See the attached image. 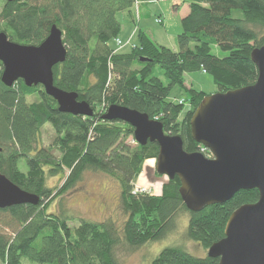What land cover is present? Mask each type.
I'll use <instances>...</instances> for the list:
<instances>
[{
	"label": "trees",
	"instance_id": "1",
	"mask_svg": "<svg viewBox=\"0 0 264 264\" xmlns=\"http://www.w3.org/2000/svg\"><path fill=\"white\" fill-rule=\"evenodd\" d=\"M136 2L20 0L6 1L1 9L0 31L10 41L39 45L53 24L63 32L66 59L52 68L53 84L75 92L94 113L86 117L60 112L42 86L27 87L19 79L7 87L0 77V173L40 197L37 205L0 208V264H21L22 259L34 264H120V249L135 251L142 244L160 240L175 229L181 211L188 213L189 221L184 236L208 248L224 236L228 217L236 207L257 201V189L245 190L224 204L190 211L179 196L178 178L169 181L174 190L166 189L158 198L142 195L134 200L133 179L148 149L156 148V156L159 148L149 141L143 146L131 145L133 128L124 121L103 119V113L96 112V103L106 98L109 106L115 103L145 112L161 122L166 134L180 135L186 151H198L201 145L191 137L189 119L205 93L189 88L190 106L180 117L181 106L169 100L171 90L184 84L186 71L196 69L208 72L220 91L254 83L257 67L249 55L253 48L264 45V0H184L188 12L180 21L177 49L159 45L140 29L130 51L116 52L109 44L121 31L116 14L124 10L132 14ZM237 9L243 18L231 16V10ZM213 46L225 55L212 54ZM142 58L146 60L140 61ZM156 65L167 83L154 74ZM2 70L0 63V75ZM35 93L39 98L28 102L26 96ZM47 123L55 137L52 146L45 148L40 129ZM20 160L26 164L25 174L19 171ZM64 168L71 173L61 187H49L47 177L63 174ZM85 170L104 171L119 182L127 215L121 224L111 218L94 222L79 217L72 230L68 226L72 216L64 209L43 213V204L72 190ZM127 197L153 204L149 223L139 208L142 202L129 206ZM217 262L218 258L193 256L180 246L162 248L152 260V264Z\"/></svg>",
	"mask_w": 264,
	"mask_h": 264
},
{
	"label": "water",
	"instance_id": "2",
	"mask_svg": "<svg viewBox=\"0 0 264 264\" xmlns=\"http://www.w3.org/2000/svg\"><path fill=\"white\" fill-rule=\"evenodd\" d=\"M66 53L63 32L55 24L39 45L10 41L0 31L1 82L7 87L19 79L27 87L40 85L60 112L90 117L92 106L53 84L52 68L65 61ZM249 56L257 67L255 82L205 95L189 119L192 139L211 157L186 151L180 135L165 134L161 122L145 112L111 103L101 115L129 124L139 145L157 144L156 173L179 179V196L190 211L224 204L239 191L257 189V201L236 207L224 236L208 247L207 256L218 258V264H264V45L253 48ZM39 201L38 195L0 173V208Z\"/></svg>",
	"mask_w": 264,
	"mask_h": 264
},
{
	"label": "rangeland",
	"instance_id": "3",
	"mask_svg": "<svg viewBox=\"0 0 264 264\" xmlns=\"http://www.w3.org/2000/svg\"><path fill=\"white\" fill-rule=\"evenodd\" d=\"M175 0H161L150 2L146 4L145 2H137L134 4L135 9L133 11V17L127 11H118L116 18L119 19L121 23V31L119 36L110 40L109 44L114 47L116 52H128L130 47L135 43L137 31L143 28L148 34L159 45H165L168 48L172 46L177 49L176 45V35L182 30L180 21L187 12V3L184 0L174 3ZM6 0H0V11L3 8ZM144 4V5H143ZM140 5L143 7L140 9ZM140 14L142 17L147 18L145 22H141L139 28ZM146 14V15H144ZM231 16L234 18H243V13L239 9L231 10ZM133 30V33L129 38L125 39L126 36ZM153 32V34L151 33ZM151 33V34H150ZM174 40V41H173ZM174 42V43H173ZM173 49V48H172ZM212 54L215 56L222 57L225 54L219 50V48L213 46L211 50ZM136 68H139L136 65ZM154 74L160 78L163 83H167L165 76L163 75V70L159 68L158 65L154 68ZM109 78V77H108ZM184 84L175 85L172 88L169 100L177 102L180 107V117H184V112L190 106L189 98L190 93L189 88L194 90H200L205 93V95L213 94L218 92V88L215 85L212 76L203 70L196 69L195 71H186L183 75ZM39 97L35 95L26 96L28 102L35 101ZM109 105H107L106 98L102 99L99 103H96V112L99 114L104 113ZM182 127V126H179ZM40 132L41 145L45 148L51 147L53 139L55 137V132L51 128L50 124L44 125ZM166 134V133H165ZM131 145H135L136 140L129 139ZM138 144V143H137ZM201 147V146H200ZM159 148V147H158ZM198 151H201L200 148ZM206 156L211 157L209 151H203ZM56 156L59 153L54 150L53 152ZM156 148L152 147L148 149L146 158L142 161L140 165V172L136 175L132 182L133 188H143L146 191L149 190L148 194H137L133 195L134 200L137 198L141 199L140 196H151L158 198L161 194L167 191H172L173 186L169 182L166 175L157 174L155 170V164L157 160ZM149 161H154V163H149ZM19 171L23 174L27 172L26 164L23 160L18 162ZM82 178L77 182L76 186L72 190L67 191L61 197H55L46 201L41 209L43 213H55L62 209L66 211L67 215L72 216L68 221V226L72 230L77 227L78 218L85 217L91 221H103L107 218H111L116 221V223L121 224L127 215L123 211L124 203L121 201L120 185L116 178L110 176L106 172L102 171H83ZM69 168H64V173L56 176H49L46 179V184L50 187L60 188L64 181L70 174ZM176 177H174L175 179ZM131 189V190H132ZM132 200L131 197L126 198L127 204L129 206H134L135 203H140L139 208L142 209V213L146 216L148 223L152 220V203L146 205L145 202H137ZM139 205V204H138ZM140 213H138L135 218H138ZM176 227L171 230L166 236L157 241H150L148 243L142 244L135 251H129L120 249L118 256L120 257V264H152V260L157 256L162 248L180 246L184 247L189 254L203 257L205 256L208 248L200 245L196 241L189 240L184 236L183 231L188 225V213L181 211L176 217ZM21 264H34L28 260L22 259Z\"/></svg>",
	"mask_w": 264,
	"mask_h": 264
},
{
	"label": "crops",
	"instance_id": "4",
	"mask_svg": "<svg viewBox=\"0 0 264 264\" xmlns=\"http://www.w3.org/2000/svg\"><path fill=\"white\" fill-rule=\"evenodd\" d=\"M144 2L145 0H138V2ZM177 2H180V0H175L174 2H173V4L174 3H177ZM148 4V3H147ZM144 5V4H143ZM143 5H140V9L139 10H141V8L143 7ZM135 6V5H134ZM133 6V9H132V11H134V9H135V7ZM187 12H188V4H187ZM186 12V13H187ZM130 15V18H132L133 17V14H129ZM144 15H146V14H144ZM147 18H143L142 17V15L140 14V21H139V28H141L140 27V24H141V22H145V20H146ZM143 31H145L143 28H141ZM146 32V31H145ZM133 33V30L131 31V32H129V34L126 36V38L125 39H127V38H129L130 37V35ZM147 33V32H146ZM152 34H153V32H151ZM150 33V34H151ZM148 34V33H147ZM148 36H149V34H148ZM174 41V40H173ZM174 43V42H173ZM172 48L173 49H175L173 46H172Z\"/></svg>",
	"mask_w": 264,
	"mask_h": 264
},
{
	"label": "built area",
	"instance_id": "5",
	"mask_svg": "<svg viewBox=\"0 0 264 264\" xmlns=\"http://www.w3.org/2000/svg\"><path fill=\"white\" fill-rule=\"evenodd\" d=\"M158 1H161V0H158ZM200 150H201V152L202 153H204L203 151H208L205 147H203L202 145H201V147H200ZM136 189V191L134 192L133 191V189L131 190L132 191V194L133 195H137V194H141V193H143V194H148L149 193V190L148 191H146L145 189H143V188H135Z\"/></svg>",
	"mask_w": 264,
	"mask_h": 264
},
{
	"label": "clouds",
	"instance_id": "6",
	"mask_svg": "<svg viewBox=\"0 0 264 264\" xmlns=\"http://www.w3.org/2000/svg\"><path fill=\"white\" fill-rule=\"evenodd\" d=\"M149 163H154V161H149ZM133 191L135 192V191H136V189L134 188V189H133Z\"/></svg>",
	"mask_w": 264,
	"mask_h": 264
}]
</instances>
